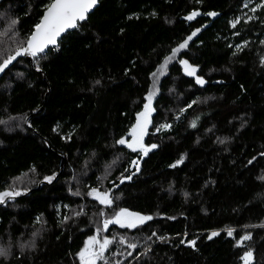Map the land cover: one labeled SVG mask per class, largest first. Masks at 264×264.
Segmentation results:
<instances>
[{
    "label": "trees",
    "instance_id": "1",
    "mask_svg": "<svg viewBox=\"0 0 264 264\" xmlns=\"http://www.w3.org/2000/svg\"><path fill=\"white\" fill-rule=\"evenodd\" d=\"M49 1L0 0V62ZM151 89L144 144L156 147L133 175L140 155L117 141ZM11 190L23 194L0 203V264H78L94 227L113 240L96 264H240L246 252L264 264V0H98L42 58H17L0 73V192ZM120 209L153 219L104 231Z\"/></svg>",
    "mask_w": 264,
    "mask_h": 264
},
{
    "label": "snow or ice",
    "instance_id": "2",
    "mask_svg": "<svg viewBox=\"0 0 264 264\" xmlns=\"http://www.w3.org/2000/svg\"><path fill=\"white\" fill-rule=\"evenodd\" d=\"M98 0H52V2L47 6V10L45 15L41 18V22L34 26V32L28 37L26 47H22L18 49L15 55L8 56L7 59H4L3 62H0V73H3L6 68L14 61L18 56L21 55H30L34 58H42V54L46 53V49L49 46L55 47L58 44V38L65 32L70 29H76L79 27L80 22L87 19V14L94 8L97 4ZM255 11V9H252ZM198 12H193L189 16L186 17L187 20H192L196 16H198ZM209 16L216 15L215 13H208ZM240 22L239 18L232 23V27H236V25ZM15 23V21L13 22ZM199 31L197 29L192 33L183 43H181L178 48L173 49L172 56L166 58V63L161 65L158 72L163 74L166 69L167 62H170L175 58L177 53L180 52L181 49L187 47L188 42L192 39L193 36ZM180 63L185 66V72L189 76H196L197 69L188 64L186 60H181ZM154 77L157 76V73L152 74ZM196 83L203 85L205 81L196 76ZM155 94L154 91H150L146 100L148 101L144 108L145 110L141 113L137 114V123L132 127L129 132V136L132 137L131 141L126 140L125 138H121L117 141L118 144L125 145L130 148L133 152H136L138 149L142 150L144 155H147L148 151L151 148H155L156 145H151L150 147H145L142 143L143 136L146 134V129L148 127L149 116L153 109L151 108L152 97ZM191 107V105H189ZM143 118V119H141ZM192 126L195 127V121H193ZM161 127H169L168 125H162ZM159 131V129H157ZM133 165H138V161H133ZM175 167V165H173ZM139 169L137 168V171ZM49 182L54 179V177H45ZM127 179H131V177H127ZM123 182V180L121 181ZM23 193L20 191H4L0 192V203H5L6 198L8 200L14 199L17 196L22 195ZM74 195H79V192L74 193ZM89 196H94V198L103 206L110 208L114 203L113 199L110 197L108 192H100L96 188H92L88 193ZM80 213H78L79 215ZM103 209L101 210L100 215L104 216ZM39 219V218H38ZM152 216H144L139 213H133L128 211L127 209H120L116 212L112 217L103 220V230L107 231L109 225L115 224L119 225L121 228L133 229L138 226L143 225L146 221L152 220ZM99 232V229H98ZM233 234L232 229H228V235L231 236ZM155 235V233H153ZM218 233L213 232L209 239L212 236H216ZM249 236L241 237L238 244H242L243 241L248 240ZM164 239V238H161ZM113 240L111 239H103L100 242L96 236L90 237L86 242L84 249L78 254L81 260V264H96L97 260L104 259V252L108 250L110 244H112ZM121 244L127 243L129 248L135 249L137 247L134 243H129L125 241L123 238L119 241ZM191 245H195V241L189 242ZM99 244V249L94 250L93 246ZM130 254V253H129ZM7 252L4 249H0V256H6ZM246 257H250L251 253H246ZM107 264V262H105Z\"/></svg>",
    "mask_w": 264,
    "mask_h": 264
},
{
    "label": "rangeland",
    "instance_id": "3",
    "mask_svg": "<svg viewBox=\"0 0 264 264\" xmlns=\"http://www.w3.org/2000/svg\"><path fill=\"white\" fill-rule=\"evenodd\" d=\"M244 3L246 4V1H244ZM190 14H192V13H190ZM189 16V15H188ZM231 24L233 23V22H230ZM237 46V45H236ZM183 71V73L184 74H186V72H185V68L182 70ZM189 76V75H188ZM151 91H154V89H151ZM155 92V91H154ZM149 94V93H148ZM148 94L146 95V97L148 96ZM154 96H155V94L153 95V97H152V101H153V98H154ZM146 97H145V101H144V104H143V107H142V109L139 111V113H141V112H143L144 110H145V108H144V106H145V104L148 102L147 100H146ZM152 101H151V108H152ZM151 115V114H150ZM141 119H143V118H141ZM149 121H150V116H149ZM137 123V116H136V120H135V122L132 124V126L129 128V130H128V132L126 133V135L123 137V138H125L126 140H129V141H131V139H132V137L131 136H129V132H130V130L132 129V127L135 125ZM150 126H151V122H150ZM145 136V135H144ZM144 136H143V141H142V143H143V145H145L144 144ZM122 145V144H121ZM122 146H124L125 148H127V149H129L130 151H132L130 148H128L127 146H126V144L125 145H122ZM146 146V145H145ZM133 152V151H132ZM134 153H136V154H138V155H141V153H142V150H137L136 152H134ZM133 168V167H132ZM91 191V189L88 191V193ZM100 192H108V191H100ZM91 198H93V199H95L94 198V196H90ZM96 200V199H95ZM119 211V210H118ZM117 211V212H118ZM129 211V210H128ZM130 212H132V211H130ZM133 213H136V212H133ZM139 214H141V215H144V216H150L149 214H142V213H139ZM113 216V215H112ZM111 216V217H112ZM108 218H110V217H108ZM108 218H105V219H108ZM104 220V219H103ZM103 220H102V222H101V227H102V229H103ZM98 229H99V232H98ZM93 236H96L97 237V239L100 241V242H102L103 241V239H105V238H107V239H110V237L109 236H107L106 234H104L102 231H101V228H96V227H94L93 229H92V232L89 234V235H87V236H85L84 238H83V240H82V242H81V245H80V247H79V250H78V253H77V257L79 256L78 254L81 252V250L82 249H84V247H85V244H86V242L89 240V238L90 237H93ZM93 248H94V250H98L99 249V244H96V245H94L93 246ZM246 253H249V252H246ZM246 253H244V257L242 258V262L240 263V264H247L249 261H250V257H246Z\"/></svg>",
    "mask_w": 264,
    "mask_h": 264
},
{
    "label": "water",
    "instance_id": "4",
    "mask_svg": "<svg viewBox=\"0 0 264 264\" xmlns=\"http://www.w3.org/2000/svg\"><path fill=\"white\" fill-rule=\"evenodd\" d=\"M52 2V0H50L48 3H47V5L41 10V13H40V16H39V18H38V20H37V23L36 24H39L40 22H41V18L45 15V12H46V10H47V6L50 4ZM97 5V4H96ZM93 10V8L91 9V11ZM90 11V12H91ZM89 12V13H90ZM88 13V14H89ZM35 24V25H36ZM34 25V26H35ZM34 26L32 27V29H31V31L29 32V34L27 35V37H26V39H25V41L23 42V44L20 46V47H18L17 49H15L9 56H12V55H15V53H16V51L18 50V49H20V48H22V47H26L27 46V44H26V41H27V39H28V37L34 32V30H35V28H34ZM71 30V29H70ZM70 30H68V31H70ZM67 31V32H68ZM66 33V32H65ZM64 34V33H63ZM62 34V35H63ZM61 35V36H62ZM60 38V37H59ZM58 38V39H59ZM52 46H49V48H51ZM31 57L32 56H30V55H21V56H18L17 58H23L25 61H29L30 59H31ZM16 58V59H17ZM15 61V60H14ZM13 61V62H14ZM193 67V66H192ZM195 68V67H194ZM196 76H198V77H200V78H202L203 80H204V78L201 76V75H199L198 73H197V71H196ZM196 76H190V77H193V79H194V82L196 83ZM205 81V80H204ZM197 84V83H196ZM198 85H200V84H198ZM145 146V145H144ZM145 147H147V146H145ZM145 156L146 155H144V153H143V151H142V153H141V155L139 156V158L137 159L136 157H134L131 161H130V167H134V171L132 172V174L133 175H135V174H137L138 173V171H137V168L138 169H140V166H141V163H142V161H143V159L145 158ZM133 161H138V165H133ZM77 259H78V264H81V260H80V257L78 256L77 257Z\"/></svg>",
    "mask_w": 264,
    "mask_h": 264
},
{
    "label": "flooded vegetation",
    "instance_id": "5",
    "mask_svg": "<svg viewBox=\"0 0 264 264\" xmlns=\"http://www.w3.org/2000/svg\"><path fill=\"white\" fill-rule=\"evenodd\" d=\"M149 126H150V123L148 124V127H149ZM148 127H147V129H148ZM147 129H146V130H147Z\"/></svg>",
    "mask_w": 264,
    "mask_h": 264
},
{
    "label": "built area",
    "instance_id": "6",
    "mask_svg": "<svg viewBox=\"0 0 264 264\" xmlns=\"http://www.w3.org/2000/svg\"><path fill=\"white\" fill-rule=\"evenodd\" d=\"M245 4V3H244Z\"/></svg>",
    "mask_w": 264,
    "mask_h": 264
}]
</instances>
